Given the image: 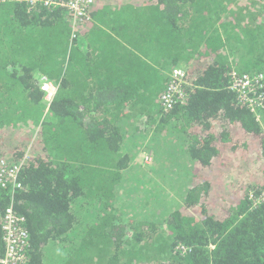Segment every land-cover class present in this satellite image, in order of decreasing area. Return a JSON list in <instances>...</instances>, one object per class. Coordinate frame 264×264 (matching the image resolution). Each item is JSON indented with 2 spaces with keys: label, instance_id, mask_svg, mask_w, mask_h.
Here are the masks:
<instances>
[{
  "label": "trees",
  "instance_id": "obj_1",
  "mask_svg": "<svg viewBox=\"0 0 264 264\" xmlns=\"http://www.w3.org/2000/svg\"><path fill=\"white\" fill-rule=\"evenodd\" d=\"M86 16L0 1V260L11 206L25 264H264V129L229 88L264 74V0H94ZM178 67L185 99L167 111ZM35 74L56 82L49 106ZM139 122L150 172L179 171L174 138L190 162L174 206L157 191L166 208L125 221L113 201L140 168Z\"/></svg>",
  "mask_w": 264,
  "mask_h": 264
},
{
  "label": "built area",
  "instance_id": "obj_2",
  "mask_svg": "<svg viewBox=\"0 0 264 264\" xmlns=\"http://www.w3.org/2000/svg\"><path fill=\"white\" fill-rule=\"evenodd\" d=\"M27 2L31 5L39 2L46 8L59 6L66 9L73 19L83 20L86 19V14L94 0H27ZM184 77L183 67H178L172 72L168 86L160 97V102L165 110H170L173 105L184 101L185 93L182 87ZM38 86L44 94L43 102L49 106L56 92V82L42 76ZM229 88L236 93L237 99L243 105L253 111L264 110V74L251 75L231 72ZM18 172L19 166L4 172V183L15 182ZM23 221V218L17 216L11 206L5 209L2 224L5 253L0 260L1 264H25L28 235L23 227Z\"/></svg>",
  "mask_w": 264,
  "mask_h": 264
},
{
  "label": "rangeland",
  "instance_id": "obj_3",
  "mask_svg": "<svg viewBox=\"0 0 264 264\" xmlns=\"http://www.w3.org/2000/svg\"><path fill=\"white\" fill-rule=\"evenodd\" d=\"M34 78L36 80V83L39 85L42 80V76L39 74H35ZM137 125V130L139 132L137 134L138 144L134 148L130 149L129 154L133 161L141 163L140 169H131L130 171H128L129 173L125 177V185L122 189H117V196L116 199H114L113 201L115 209L125 221L152 219L155 215L154 212H156L158 209L162 210L161 208L165 207V205H162L160 202L157 201L156 193L161 192L164 196V200L169 201L171 196H174L175 198L177 197L179 188V184L177 186L175 177L173 176L171 171L168 174L163 173L164 170L166 171L168 168L172 167L171 163L167 159L164 160V162L162 161V164L160 166V175H158V170L155 172V174L149 171V168L146 164L147 161H145V157H143L144 154L142 153V156H139L140 154L136 153V150L139 149L143 151L145 149V146L147 145L145 134H140V132H142L143 124H140L139 122ZM144 152L148 153L146 151ZM173 153L175 152L172 151L169 153V155L171 156ZM189 162L190 161L186 157L185 162H179L178 164V167L180 168L178 173V179L179 183L181 182V186H186L187 181L186 179L182 180V178H186L188 176L185 173V168L189 165ZM148 163L152 164L151 162ZM149 173H152V175ZM154 186H157L158 188L151 190V188ZM153 201L157 202V204H155L156 206L154 207L152 206ZM126 202H128V206L125 205ZM168 205L169 208H171V206L174 204L171 203L170 205L168 203ZM97 211L98 213L96 214L95 208L92 206H87L86 209L83 208V210H78V212L82 215L83 218L86 215L91 214L92 217H89L88 220H94V218L98 214H100L98 205ZM50 260H56L54 253H52V255L50 256Z\"/></svg>",
  "mask_w": 264,
  "mask_h": 264
},
{
  "label": "crops",
  "instance_id": "obj_4",
  "mask_svg": "<svg viewBox=\"0 0 264 264\" xmlns=\"http://www.w3.org/2000/svg\"><path fill=\"white\" fill-rule=\"evenodd\" d=\"M257 116H258V122L260 123V125H261V127L264 129V110H261V111H259V112H257ZM136 126H137V124H136ZM176 143H177V139L176 138H174V140H173V143H172V146H173V151L175 152V153H173V155H179V157L181 158V160H182V162H185V159H186V157L184 156V154L180 151V149H179V147H177L176 146ZM172 152V151H171ZM177 166H178V164H176L174 167L175 168H177ZM188 167V166H187ZM183 168H184V166H183ZM140 169V168H139ZM149 169H151V168H149ZM178 173H179V171L177 172V171H175L174 173H172L173 174V176L175 177V181H176V183H177V186H178V184H179V179H178ZM124 183H123V185L122 186H119L118 188H123L124 187ZM174 199H175V197L174 196H171V201H172V203L174 204ZM155 204H157L155 201H153L152 202V206L154 207V206H156ZM126 206H128L129 204H128V202H126V204H125ZM172 206H174V205H172ZM171 206V207H172ZM152 207V208H153ZM160 211V210H159ZM151 213H152V211H151ZM157 213V211L156 212H154V214H156Z\"/></svg>",
  "mask_w": 264,
  "mask_h": 264
},
{
  "label": "bare ground",
  "instance_id": "obj_5",
  "mask_svg": "<svg viewBox=\"0 0 264 264\" xmlns=\"http://www.w3.org/2000/svg\"><path fill=\"white\" fill-rule=\"evenodd\" d=\"M168 111V110H167Z\"/></svg>",
  "mask_w": 264,
  "mask_h": 264
}]
</instances>
